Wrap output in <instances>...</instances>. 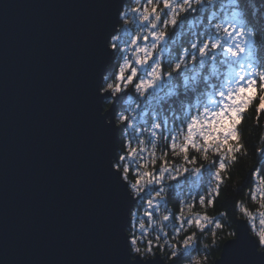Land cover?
Wrapping results in <instances>:
<instances>
[{"label": "snow or ice", "instance_id": "1", "mask_svg": "<svg viewBox=\"0 0 264 264\" xmlns=\"http://www.w3.org/2000/svg\"><path fill=\"white\" fill-rule=\"evenodd\" d=\"M160 3L147 0L143 6L129 9L137 30L128 39L115 34V25L120 23L121 5H114L118 13L108 31L101 36V55L111 58L119 54L118 58L124 61V56L120 55L121 45H135L134 51L131 48L132 57L135 53L144 69V76L134 84L139 96L128 97L130 102H126V107L122 106L119 117L124 130H130L129 135L135 136L137 143L144 146L143 150L131 147L129 140L125 155L115 154V134L121 129L105 123L106 117L100 115V102L106 99L100 95V78L95 82L93 92L96 123L112 145L105 171L123 201V212L115 224L121 254L114 264H130L123 229L132 196L141 200L145 195L150 197L147 205L153 212L143 215L153 231L162 233L155 241L159 247L167 248L170 264L191 261L192 254L200 251V239L209 231L215 243L217 233L226 226V214L208 215L207 210L215 208L223 186L231 179L232 169L249 156L254 157L256 163L236 186L241 196L232 204L233 213L238 211L244 219L235 232L229 233L234 239L224 246L218 264H264V135L259 137V143L251 144L250 150L244 136L249 113H255L252 118L257 126L260 117L264 116V16L259 15L258 9L246 10L243 0H162V7ZM209 8L212 11L205 15ZM189 12L201 15L187 21V46L175 50V55L169 53L165 70L161 55L171 36L169 29L184 22ZM127 14L125 12V18ZM153 20L155 24L150 23ZM144 29H149L150 34L142 37L139 33ZM149 37L151 42L144 44L147 47L138 50V41ZM152 45L155 47L149 57L148 48ZM125 51H128L127 47ZM154 54H157L156 58H153ZM158 57L159 72L153 79L150 73ZM125 67L127 71L131 70L130 75L126 76L127 71L119 64V71H114L111 76L126 81L123 88H128L138 70L132 65ZM114 87L110 85L106 93H112ZM137 89L142 90V94ZM115 91L116 94L122 92L121 83ZM128 112L135 115H127ZM112 114L108 113L109 116ZM138 118L143 124L138 123ZM145 132L149 136L147 141L141 138ZM160 143L166 150H160L157 155ZM147 144L151 145L150 150ZM145 151L148 152L147 162H141L145 159ZM133 164L136 179L129 180ZM161 201L172 203L174 210L161 209ZM249 203H254V207H249ZM257 219L261 227L252 236L250 231L255 228ZM138 224L143 238L147 227L145 220H138ZM169 225L175 243L169 242V233L165 231ZM161 240L163 244H160ZM133 245H138L136 238L131 240V247ZM152 245L153 240H147L145 254L152 253Z\"/></svg>", "mask_w": 264, "mask_h": 264}, {"label": "water", "instance_id": "2", "mask_svg": "<svg viewBox=\"0 0 264 264\" xmlns=\"http://www.w3.org/2000/svg\"><path fill=\"white\" fill-rule=\"evenodd\" d=\"M130 1L0 0V264H114L120 257L115 224L123 201L105 171L112 145L96 123L93 92L114 63L100 50L118 13L113 6L123 12ZM100 95V115L121 129L116 115L128 93ZM137 200L131 197L123 229L130 264H170L132 253Z\"/></svg>", "mask_w": 264, "mask_h": 264}, {"label": "trees", "instance_id": "3", "mask_svg": "<svg viewBox=\"0 0 264 264\" xmlns=\"http://www.w3.org/2000/svg\"><path fill=\"white\" fill-rule=\"evenodd\" d=\"M244 6L247 9L255 8L259 10V15L264 16V0H243ZM162 0L160 3V7H162ZM218 7V5H217ZM212 9H208L205 15L210 14ZM201 15L200 13H187L186 14V20L184 22L179 23L174 29L170 28L169 33H171L170 38L167 39V48L166 51L162 54L161 59L163 60L165 70H167V59L166 57L171 53L172 55L176 54L175 50H178L181 47L187 46V41H188V28H187V21L192 20L195 17ZM254 16H257L256 13H253ZM121 26L123 27V21L121 23ZM129 28V26H127ZM130 34V30H125L123 34L119 35H124L125 38L128 37ZM134 98V96L132 95ZM135 99V98H134ZM105 109L109 108L108 102L104 103ZM131 113V115H135V113L128 112V115ZM255 116V113H249V118L245 121V126H244V136L246 140L248 141L249 145V150L250 146L253 143H259V137L261 135H264V116L260 117V122L259 126H257L255 120L252 118ZM138 123L143 124V120L138 118ZM117 124L121 128V133H120V149L118 152L119 155H125V153L128 151V141L131 140V147L133 148H139L141 147L138 143L137 140L135 139V136H130L129 131L130 130H124V126L121 123ZM144 127H148L147 124L143 125ZM136 134H140L139 128L136 130ZM142 139H145L146 141L149 139L148 133L145 132L141 136ZM147 148L150 150L151 145L147 144ZM166 150L164 149L163 143H160L158 145L157 149V155H160V150ZM143 157L145 158L141 162H147L148 158V152L145 151L143 153ZM171 159V157H170ZM256 160L254 157L249 156L245 159H242L236 167H234L231 171V179H228L223 186V190L221 192V195L216 203L215 208H209L207 210L208 215H215L220 212H224L226 214V218L224 220L225 227L222 232H218L216 237H215V243H213V237L211 235V232L205 233V235L200 239L199 242V247L200 251L198 253H193L191 257V261L193 257H200L201 258V264H204V260H207V264H213L216 259H218L221 255L222 252V247L227 242L228 240L234 238L233 236H230V232H235L237 228V224L241 217L238 213V211L234 214L233 213V208L232 204L233 201L238 200L241 196V193L236 190V186L240 183L241 180H244L247 177V174L249 172V169L251 168L252 164H255ZM159 164V162H158ZM158 167V165H157ZM122 171V170H121ZM129 180H135V164L132 165L129 171ZM244 191L246 192V185L244 188ZM150 197L147 195L144 196L143 200L138 198V202L132 211V224L131 227L128 229V233L130 234V239L132 240L133 238L137 237H142V231L139 228L138 220H145L146 223V231L143 233V237L146 236L145 239L138 240V246L141 248L145 249L147 247V240L151 239L153 240V251L151 254H144L140 255L138 253L132 252L134 255H140L142 258L146 259L149 257H154L155 255L159 254L166 262H170L167 256V248L166 247H159L155 241V237L157 235H162L159 231H153L152 226L148 225L147 223V217H145L143 214L145 212L152 213L153 208L149 207L147 205V200ZM161 209L163 208H169V210H174L173 209V204H165L163 201L160 202ZM249 207H254V203H249ZM199 210V209H198ZM134 221V224H133ZM260 224L259 220H256V226L254 229H251V232L255 235V233L260 229ZM167 233H169V242L170 243H175L174 233L172 232V227L169 225L167 229H165ZM160 244H163V240L160 241ZM207 244L209 245L208 248H205L204 245ZM132 250V247H131ZM190 261H185L184 264H189Z\"/></svg>", "mask_w": 264, "mask_h": 264}, {"label": "clouds", "instance_id": "4", "mask_svg": "<svg viewBox=\"0 0 264 264\" xmlns=\"http://www.w3.org/2000/svg\"><path fill=\"white\" fill-rule=\"evenodd\" d=\"M133 3H134V6L131 7V9H135V8L139 7L140 0H133ZM149 3H151V0H149ZM157 3H160V0H157ZM162 11H163V8H161V12ZM129 12L130 11L128 10L127 11L128 14H127V17L126 18H125V15H124L125 12H121V15L119 17V19L123 21V26H125V27L128 26L130 23H133V21H134V18L129 15ZM156 15H157V18H158L159 17V13H157ZM150 23L151 24H155L156 21L153 20ZM157 31L159 32V31H161V29H157ZM146 34H150V30L149 29H144L141 33H139V35H141L142 37L144 35H146ZM111 42L112 41L110 39L109 43H111ZM133 43H134V41H133ZM157 43H159V41H157ZM125 47H127L128 51H131V45H128V46H122L121 47V52H125ZM143 47H147V46L146 45H140L138 47V50L140 48H143ZM154 47H155V45H152L151 47L148 48V53L147 54H148L149 57L151 56V51H152V49ZM116 55L118 56L119 54H116ZM133 59H134V61H136V65L139 66V67H141V64L139 63V58H137V56H136L135 53H133ZM132 63H133V60H129L128 59V56L125 55L124 56V61L121 63V67L125 71H127V67H125V65L131 66ZM158 72H159V57L157 58L156 65H154V70L150 73V76L153 79H156V75H157ZM134 74H135V70H133V75ZM110 75L111 74H103V73H101V75H100V92L101 91H103V92L109 91V86L110 85H113L115 87H114V89L112 91V95L115 96L116 95L115 88H118L119 87V84H120L121 81L119 79H110ZM118 75H119V73H118ZM125 86H127V85L125 84ZM137 91H141V94H142V90L137 89ZM129 115H131V113ZM119 117H120V113H117V115H116V122L122 123V120ZM129 123L131 124V121H129ZM143 147L144 146L141 145V149L142 150H143ZM137 162H139V161H137ZM145 238H146V236L143 237V238L142 237H137L136 239L137 240H142V239H145ZM204 247L207 248V247H209V245L205 244ZM132 252L138 253L140 255H144L145 254V249L141 248L138 245H133L132 246ZM189 264H201V258L200 257H193L192 258V261H190ZM204 264H207V260L206 259L204 260Z\"/></svg>", "mask_w": 264, "mask_h": 264}, {"label": "flooded vegetation", "instance_id": "5", "mask_svg": "<svg viewBox=\"0 0 264 264\" xmlns=\"http://www.w3.org/2000/svg\"><path fill=\"white\" fill-rule=\"evenodd\" d=\"M146 2H147V0H140V4H141V6H143L144 4H146ZM134 6V3H133V0H131L126 6H125V9H124V12H127L131 7H133ZM129 14H131V16L133 17V14L132 13H130L129 12ZM134 18V17H133ZM129 26V25H128ZM130 26H131V29H130V34L128 35V37L127 38H125V39H128L131 35H134L135 34V32H136V30H135V26H134V24L133 23H130ZM122 26H120V28H121ZM119 34H123L122 32L121 33H117V35H119ZM122 46H125V45H121V47ZM135 45H131V48H132V50L134 51L135 50ZM120 55H123V56H125V55H127L130 59H133V57H132V51H125V52H122ZM153 58H156V54H154V57ZM123 62V60L122 59H119L118 58V56H116V55H114V63H113V65H112V69H111V71L110 72H108L107 74H111V73H113L114 71L115 72H118L119 71V68H118V65L119 64H121ZM150 63H151V61H150ZM146 67V66H145ZM131 74V70H128L126 73H125V75L127 76V75H130ZM144 76V69L143 68H140L138 71H137V76L136 77H134V79H133V83L131 84V85H129V87L128 88H123V86H122V92L121 93H119V94H123V93H128V97L129 96H134V98H137L138 96H139V94L138 93H136V91H135V87H134V84L135 83H137V82H139V78H141V77H143ZM110 79H114V77H112L111 75H110ZM116 95H118V94H116ZM115 95V96H116ZM128 97L125 99V101L123 102V104H122V106H127L126 105V102H130L129 100H128ZM133 98V99H134ZM142 99V98H141ZM113 101V99L111 98V99H109L108 100V104H109V106H110V104H111V102ZM122 106H121V108L118 110V112L117 113H120L121 112V109H122ZM127 115H128V113H126ZM136 197V196H135ZM137 198V197H136ZM138 199V198H137ZM137 202H138V200H137ZM137 204V203H136ZM136 206V205H135ZM135 208V207H134ZM134 210V209H133ZM133 223H134V221H133Z\"/></svg>", "mask_w": 264, "mask_h": 264}, {"label": "rangeland", "instance_id": "6", "mask_svg": "<svg viewBox=\"0 0 264 264\" xmlns=\"http://www.w3.org/2000/svg\"><path fill=\"white\" fill-rule=\"evenodd\" d=\"M130 16H131V14H129ZM134 24V23H133ZM134 26H135V30H137V26H136V24H134ZM124 28H125V30H130L131 29V26H130V24H129V28L126 26H124ZM151 42V37H149V39L148 40H144V39H141V40H139L138 41V44L139 45H144V44H148V43H150ZM157 55V54H156ZM162 56V55H161ZM133 60V63H132V66L133 67H136L137 68V70H139L141 67H139V66H137L136 64H135V62H134V59H132ZM130 70V69H129ZM121 83V86H123V84L124 83H126V81H121L120 82ZM134 224V223H133ZM130 243H131V239H130Z\"/></svg>", "mask_w": 264, "mask_h": 264}]
</instances>
